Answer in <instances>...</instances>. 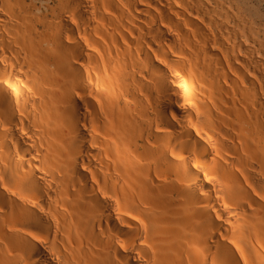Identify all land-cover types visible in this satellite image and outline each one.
Returning a JSON list of instances; mask_svg holds the SVG:
<instances>
[{
    "label": "bare ground",
    "instance_id": "6f19581e",
    "mask_svg": "<svg viewBox=\"0 0 264 264\" xmlns=\"http://www.w3.org/2000/svg\"><path fill=\"white\" fill-rule=\"evenodd\" d=\"M243 12L0 0V264H264V38Z\"/></svg>",
    "mask_w": 264,
    "mask_h": 264
},
{
    "label": "rangeland",
    "instance_id": "374dc122",
    "mask_svg": "<svg viewBox=\"0 0 264 264\" xmlns=\"http://www.w3.org/2000/svg\"><path fill=\"white\" fill-rule=\"evenodd\" d=\"M229 2L232 3V0H229ZM233 4H236L238 7L240 6V9L242 6V11H244L243 14L250 20V22H252V25H254L255 30L257 31L258 29L257 31L258 33L261 31L259 33V36L261 39H263L264 38V0H233ZM256 26H258L259 28L257 27L256 29Z\"/></svg>",
    "mask_w": 264,
    "mask_h": 264
}]
</instances>
